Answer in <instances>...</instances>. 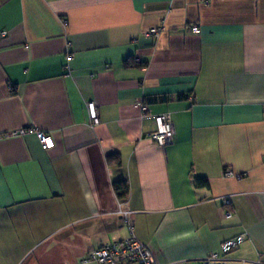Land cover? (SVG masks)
Wrapping results in <instances>:
<instances>
[{"label": "crops", "instance_id": "0c3cea01", "mask_svg": "<svg viewBox=\"0 0 264 264\" xmlns=\"http://www.w3.org/2000/svg\"><path fill=\"white\" fill-rule=\"evenodd\" d=\"M122 211L155 264L240 234L231 263L264 264V0H0V264H81Z\"/></svg>", "mask_w": 264, "mask_h": 264}, {"label": "built area", "instance_id": "2783aa9c", "mask_svg": "<svg viewBox=\"0 0 264 264\" xmlns=\"http://www.w3.org/2000/svg\"><path fill=\"white\" fill-rule=\"evenodd\" d=\"M160 28H152L147 32V36H158ZM193 33H199L197 26L191 27ZM4 34V33H3ZM71 57L68 56L67 60ZM140 118H150L153 124V131L148 134L149 138L161 147H165L173 142L174 127L169 113H161L149 116L148 106L141 102L139 104ZM87 113L90 125L95 127L99 125V117L93 102L87 103ZM26 132H34L41 148L44 150L51 149L54 142L49 135L33 129H20L12 132L11 135H24ZM226 176H232L231 172H226ZM123 222L128 231V235L120 240H114L92 249L84 255L81 264H155L152 252L141 243L134 234V226L130 219L129 211L120 213ZM245 234H240L234 238L228 239L221 243L217 252L210 253L201 260L185 264H233L229 259L231 252L243 243Z\"/></svg>", "mask_w": 264, "mask_h": 264}, {"label": "trees", "instance_id": "16d2710c", "mask_svg": "<svg viewBox=\"0 0 264 264\" xmlns=\"http://www.w3.org/2000/svg\"><path fill=\"white\" fill-rule=\"evenodd\" d=\"M125 66H131L130 61H125ZM107 161L109 163H115L117 165L120 164V158L117 153H113L107 156ZM194 186L200 187V186H206L208 187V183L205 179L196 178L194 180ZM113 191L115 193V196L120 201H126L129 194V185L128 181L126 179H119L113 182L112 184Z\"/></svg>", "mask_w": 264, "mask_h": 264}]
</instances>
